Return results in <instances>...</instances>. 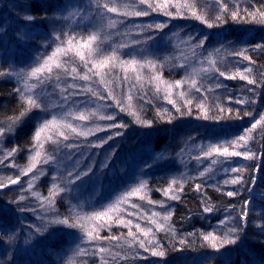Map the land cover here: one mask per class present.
Segmentation results:
<instances>
[{
	"label": "snow or ice",
	"instance_id": "6c2138e0",
	"mask_svg": "<svg viewBox=\"0 0 264 264\" xmlns=\"http://www.w3.org/2000/svg\"><path fill=\"white\" fill-rule=\"evenodd\" d=\"M213 4L214 8L210 10L209 5L201 0H92L89 9L94 10L92 14L96 18V24L87 34L71 31L56 33L53 50L38 57L33 66L27 69L14 66L0 69V78L15 81L13 92L17 96L19 107L18 113L0 120V165L17 170L15 176L0 175V191L11 185H21V178L28 177L26 185H21V190L34 197L43 211V214L37 213L39 225H27L30 231L25 243L44 236L52 227L75 229L81 234L78 237L75 256L85 258L80 264H90V261L91 264H135L136 261H147L149 257L163 260L169 251H184L186 246L192 247L197 240L201 248L211 249L215 253L234 248L242 242L250 226V198L243 199L238 210L236 204L225 206L224 211L228 214L218 226L222 230L217 231L214 228L212 231H193L187 235L177 232L173 223L175 208L168 201L181 202L185 184L199 180L200 183H194L193 190L202 196V212L213 214L219 211V206L205 191L207 180L214 178L217 171H222L226 177L222 180V185L232 186L231 190H224L221 182L217 181L213 187L218 193L235 198L242 196L243 190L251 191L249 185L254 181L245 178V174L250 175L249 168L234 165L232 158L242 157L251 161L264 156V152L253 151L249 143L257 139V136H254L257 129L258 138L264 140V113H260L240 134H222L216 139L198 142L194 146L197 154L193 158L200 164L204 161L208 163L196 176L172 178L167 187L156 189L165 199L153 200L149 194L152 190L148 181L141 179L138 184L106 205L85 211L81 205L69 202L66 214L60 213L57 198L64 193H71V185L89 176L92 172L91 166L83 170L73 167L65 169L62 176L53 175V182L46 195L35 190L38 181L47 174L45 165H51L57 173L60 172L61 152L85 146L103 147L113 139L112 135L96 143L88 141V138L107 129L128 128V124L117 121V112L104 111L106 107L118 109L119 113L132 117L133 123L145 128H151L153 121L143 117L144 108L138 101L151 104L157 98L175 109V114L166 107L156 109L157 117L165 123L192 116L194 111L197 113V120L217 124L243 120L254 115L253 105L257 103L258 98L256 89H264V65H261L262 70H259L258 74L254 72L251 65H255L257 61L250 53L259 52L264 55V43L249 47L240 41V46L229 47L232 42L217 34L221 43L209 50L204 48L209 39L207 35L196 39L194 35L189 34L186 39L181 38V42L190 48L193 56L198 55L197 50H202L199 53L200 58L192 64H171L173 68L184 69L183 76L175 80L164 77V63L147 55H139V52L148 51L143 46L155 39L154 33L163 32L169 27L167 21L135 22V18L149 17L153 13L170 19L195 20L208 29L221 28L229 22L264 26V3L251 8L242 7L239 0H213ZM84 16L85 13L77 10L67 16H57L53 13L52 19L74 22ZM44 18H48L47 14ZM22 19L29 25L35 22L36 16L27 11ZM129 20H133L131 25L127 23ZM133 34L138 38L110 42L113 36L131 37ZM137 45L142 46L139 52L136 50ZM44 46L48 47L47 44ZM127 48H132L133 51L123 52V49ZM230 56L239 57L247 64L243 69L234 65L229 68L225 62ZM165 62H168L167 58ZM77 80L84 83L77 84ZM226 80H240L253 86L246 89L251 96L228 97L230 102L246 105L247 108L226 107L219 97H210L209 94L217 89L227 91L228 85L224 83ZM52 81L57 82L54 88L59 87V99L55 103L44 98L47 91L44 85ZM93 85L102 86L103 91ZM77 95H87L94 99L78 102L73 99ZM109 100L111 104L96 103ZM81 103L83 108L79 106ZM89 103H95L96 107L89 108ZM51 108H58L60 112L51 114V118L39 117L40 122L31 136L30 146H23L28 151L26 163H16L13 158L23 149L18 144L5 148L6 141L16 135L17 130L22 128L33 112L49 113ZM97 120L113 123L102 126L96 123ZM123 134L118 131L114 135ZM80 138L88 141L87 145L78 142ZM261 148H264V143ZM66 155L71 157V151H67ZM5 161L9 163L5 164ZM255 170L257 166L253 165L252 171ZM133 198L146 201L153 207L146 210L141 204L133 202ZM26 199L25 195H20L16 199H10L8 203L20 204ZM16 210L21 213L36 212L35 208L26 205ZM233 210H236L235 214ZM185 219H191V216ZM251 227L256 230L254 242L264 245V212H261L258 219L254 218ZM113 228L127 231L114 233ZM105 232L108 235H103ZM161 233L167 238L168 247L165 246ZM188 237L194 239L189 241ZM16 238L15 233L0 232V240L6 239L10 244L14 243ZM153 264L158 262L153 261Z\"/></svg>",
	"mask_w": 264,
	"mask_h": 264
},
{
	"label": "trees",
	"instance_id": "16d2710c",
	"mask_svg": "<svg viewBox=\"0 0 264 264\" xmlns=\"http://www.w3.org/2000/svg\"><path fill=\"white\" fill-rule=\"evenodd\" d=\"M64 3H66V0H0V19L3 15H9L11 20L16 19L15 21H19L18 18L23 17L25 12L30 11L36 16V21L39 23L41 31H44L48 29L49 25L64 24L62 19H52L53 13H56L57 16H62L60 10ZM239 3L242 7L251 8L253 6L259 7L264 3V0H239ZM45 14L48 16L47 19L44 18ZM145 18L146 21L148 20V23L165 21L169 23V27L163 32L154 33L155 39L148 41L147 45L144 46L148 51L143 52V55H146L148 52H153L154 54H151V59L164 63L163 75L169 80L180 79L184 74V69L173 68L170 66L171 64H192L200 58L199 53L202 50H197L198 55L194 58L184 57L180 53V47H188L181 42V38L186 39L189 34L194 35L196 39H199L201 35H207L209 39L206 41L204 48L209 50L219 46L221 43L217 34H220L224 40L232 42L229 47L240 46V41H243L249 47L257 43H264V26L261 25L251 23L234 24L229 22L224 27L208 29L202 24H200L201 27H197V23L192 26L181 23L185 27L184 29L177 27L175 32H171L173 24L175 22L180 23L179 20L170 19L158 13H153ZM228 29L229 31L227 32L226 30ZM145 35H148V33ZM178 36L180 41L177 39ZM152 48H154L153 51L149 50ZM130 50L132 51L133 49L130 48ZM204 54L206 55V53ZM250 55L257 61L255 65L251 66L254 68V72L258 74V71L262 70L261 65H264V55L259 52H251ZM166 58L168 62H165ZM225 64L229 68L234 65L235 67L243 69L247 62L239 57L230 56L227 58ZM224 66L221 65V67ZM0 69L3 68L0 67ZM210 83L211 81H209ZM224 83L228 85L227 91L225 89H217L214 93L209 94L210 97H219L220 102L224 103L226 107H232L234 109L247 108L246 105H237L230 102L228 97L238 98L242 95L251 96L252 94L248 93L246 89L253 86L247 85L246 82L240 80H226ZM15 86L8 79L0 78V120L19 111L17 96L13 92ZM256 92L258 98L257 103L253 105L254 115L252 117H245L243 120L228 121L226 123L221 122L219 124L212 121L197 120L195 118L197 114L195 111L192 116H185L174 120L172 123H165L157 117L156 109L166 107L171 113L175 114V109L172 105L158 98L154 99L151 104L138 101L144 108L143 117L152 120L153 126L151 128H139L130 122L127 123L128 129L118 130L131 134L130 139L133 143L130 149L131 156L128 160H131L133 165L139 166L144 171L148 186L152 190L149 194L153 200L165 199L162 193L156 191V189L167 187L168 182L172 178L182 176L194 177L198 171L203 170L204 165L208 161L200 164L193 158L197 154L194 146L198 142H206L207 139H216L222 134H240L253 120L258 118L260 113H264V89H256ZM149 94L151 95V92ZM38 113L33 112L25 120L22 128L17 130L16 135L9 138L4 145L5 148H10L13 144H18L22 147L23 150L16 155L17 163L20 165L26 163L28 151L23 146H30L31 136L38 124L36 121V115ZM254 136H257V139L249 142L252 150L257 153L264 152V148H261L264 140L258 138L259 129L256 130ZM139 143H142L139 148L140 151L136 153ZM232 163L236 166L249 168L250 175L245 174V178L254 181L253 184L249 185L251 191L243 190L242 196L235 198H229L218 193L213 187L217 181L221 182L224 190H231L232 186H223L222 180L226 177L222 171H217L214 178L207 180L205 191L207 196L219 206V211L213 214L202 212V196L193 190L194 183H200L199 180L194 182L189 181L185 184L181 202L168 201V203L175 208L173 223L176 226L177 232L181 235H187V233L193 231L207 232L212 231L214 228L217 231L222 230L218 226L220 225V221L224 220L228 214L224 211L225 206L236 204L238 210L241 201L245 198H250L252 200V204L249 206L251 209L249 212L250 226L246 231L245 238L234 248H226L221 253H215L208 248H201L200 242L197 240L192 247L186 246L184 251H169L163 260L158 259V264H264V245L254 242L256 240V230L251 227V222L254 218L258 219L261 212H264V156L251 161L244 160L242 157H236L232 158ZM253 165L257 166V170L252 171ZM135 173L136 171L133 170L132 174ZM126 175L132 176L129 173ZM253 194L256 197H253ZM1 199L3 198H0V202ZM10 199L12 197H6V202L8 203ZM3 204L6 203H0V213ZM25 205L27 206L25 203H20L18 207ZM57 208L60 213L66 214L67 209H65L64 196L58 197ZM235 212L236 210H233V214ZM27 214L28 212H19L18 217L12 221L6 219L0 220V232L8 234L15 233L17 237L16 241L12 244L8 243L6 239L0 240V264H53L52 256L57 253L60 255L63 254L62 246H64L63 240L65 235H61L58 239L52 240L43 246L39 258H31L23 254L20 249L25 241L26 233L24 226L27 224L23 218ZM188 216H191V219H185ZM119 232L115 231L114 233ZM160 235L164 238L163 233ZM188 239L192 241L194 238L188 237ZM163 242L168 247L167 238H164Z\"/></svg>",
	"mask_w": 264,
	"mask_h": 264
},
{
	"label": "rangeland",
	"instance_id": "374dc122",
	"mask_svg": "<svg viewBox=\"0 0 264 264\" xmlns=\"http://www.w3.org/2000/svg\"><path fill=\"white\" fill-rule=\"evenodd\" d=\"M202 3H207L211 8H214L213 0H201ZM92 3V0H66V3L62 6L60 12L62 16H67L70 12L79 10L82 13H85L83 18H77L74 22L72 20H63V25H49L47 30L41 31L39 23L35 20L33 24L26 25L22 17L11 20L9 15H3L0 19V67L7 69L9 66H14L16 68H29L37 62V58L49 54L54 47V34L61 31H71L81 34H87L88 31L92 30L96 24V18L92 14L94 10L89 9V5ZM159 14V13H158ZM162 15V14H159ZM180 23H174L173 29L171 32H175L177 27H185L183 24L195 25L201 27L200 23L195 20H186V19H177ZM136 23H148L146 18H135ZM129 25L133 23V20L127 22ZM183 23V24H181ZM121 31H123V26H121ZM227 32L229 31L226 30ZM146 34V33H145ZM20 36V38H18ZM138 38L135 34L131 37H121L113 36L111 43L120 42L122 39H136ZM177 39L180 41L179 36ZM194 42V41H193ZM47 44L48 47L44 45ZM142 46L137 45L136 50L139 52V49ZM144 47V46H143ZM154 48L149 49L153 51ZM133 51V50H132ZM123 52H131L130 48L123 49ZM153 52H148L146 55L149 58ZM180 53L184 57L194 58L190 48L180 47ZM154 54V53H153ZM139 55H143V52H139ZM126 58V57H125ZM147 71V70H145ZM9 81L15 84L14 80L8 79ZM56 81H52L44 87L47 89L45 93V99L55 103L59 99V87H55ZM63 86V81L60 82ZM77 84H83L84 82L77 80ZM94 87H99L103 91L102 86L93 85ZM39 91V89H37ZM78 91V90H77ZM106 95V93H105ZM74 100L78 102L89 101L90 98L87 95H77L73 97ZM96 103L101 104H111V101H97ZM83 108V104L79 105ZM89 108L94 109L96 107L95 103H89ZM104 111L117 112V121L123 123L132 122V117L126 115L125 113H119L118 109L112 107H106ZM60 112L58 108H51L49 113L39 112L36 116V121L39 123V117L51 118V114ZM79 123V122H76ZM102 126L113 123V121H99ZM133 123V122H132ZM135 127L141 128V126L136 125ZM128 129V128H127ZM126 130V129H125ZM118 129H107L103 132H98L93 136L88 138V141L93 143L99 142V140L112 135L113 139L108 141L107 144H104L103 147H82L77 149L65 150L60 153V172L57 173L51 165H45L44 167L47 170V174L42 177L37 185L35 190H39L43 194H47L48 189L51 185L52 176L64 174L65 169L73 168L83 170L87 167H92V172L89 176H86L81 181H77L75 184L71 185L73 191L71 193H64L62 196L65 198V206L67 209L69 202L72 204H79L83 207L85 211H90L93 208H98L101 205H106L110 202H113L120 194L124 191L129 190L132 186L138 184L141 179H146L144 171H142L139 166L135 168L133 162L128 160L131 156L130 149L132 148V140L130 139L131 134L125 133L122 136H115L114 134ZM88 141H84L83 138H80V141L83 144L87 145ZM72 141H69L71 143ZM142 143H139L137 151H140V146ZM51 147V145H49ZM67 151H71V157H67ZM17 163V157L13 158ZM8 161H5V164H8ZM135 170L136 173L132 174V171ZM129 173L132 176L126 175ZM17 174L15 168L5 167L0 165V175H13ZM28 177L21 178V185H26ZM117 184V186H116ZM21 185H11L9 188H5L0 191L1 204V213L0 220L6 219L9 221L14 220L18 217L19 211L18 204H8L6 202V197L18 198L20 195H25L27 199L21 203L27 204L30 208H35L36 212H28V214L23 218L27 224L24 226L25 229V240L28 239V233L30 229L27 227L28 224H40V220L37 219V213L43 214L42 209L39 207V202L31 197L29 193L21 190ZM253 197H256L253 194ZM58 201V198H57ZM133 202L141 204L144 209H151L153 206L148 205L146 201H139L137 198H133ZM250 206V205H249ZM161 210V209H156ZM67 211V210H66ZM135 211V210H134ZM162 211V210H161ZM115 231H127L126 229L113 228ZM61 235H65L64 246H62L63 254H54L52 256L53 264H80V262L85 259L83 257L75 256V251L77 244L79 243L78 237L81 235L75 229H65L62 227H52L48 232L37 239L31 240L29 243H24L21 246V251L24 255L31 258H39V255L42 252L43 246L47 245L52 240L58 239ZM103 235H108V233H103ZM147 255V254H144ZM158 257H149L147 261H136L135 264H153V261H158ZM91 264V261H90Z\"/></svg>",
	"mask_w": 264,
	"mask_h": 264
}]
</instances>
